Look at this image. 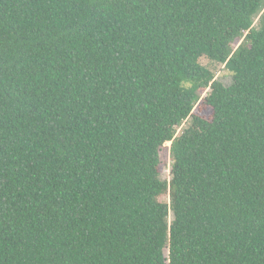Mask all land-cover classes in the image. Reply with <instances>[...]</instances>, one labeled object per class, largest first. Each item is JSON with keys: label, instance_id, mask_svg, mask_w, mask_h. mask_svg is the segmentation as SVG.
I'll use <instances>...</instances> for the list:
<instances>
[{"label": "trees", "instance_id": "1", "mask_svg": "<svg viewBox=\"0 0 264 264\" xmlns=\"http://www.w3.org/2000/svg\"><path fill=\"white\" fill-rule=\"evenodd\" d=\"M0 264H264V0H0Z\"/></svg>", "mask_w": 264, "mask_h": 264}, {"label": "rangeland", "instance_id": "2", "mask_svg": "<svg viewBox=\"0 0 264 264\" xmlns=\"http://www.w3.org/2000/svg\"><path fill=\"white\" fill-rule=\"evenodd\" d=\"M254 24L256 26L257 24V18L254 20ZM201 62L203 64H205V66L210 69L211 71H213L216 75V77L221 80L224 84H228L230 83L231 80V76L229 74V72H227L222 65L217 64L216 62L213 61H209L206 58H203L201 60ZM204 95V94H203ZM199 104H197L194 109L193 112L203 116L205 118H209L211 116V109L208 107L202 108V107H198ZM182 127V126H181ZM181 127H179L177 129V132L181 130ZM169 143L166 144V146H163L160 149L159 152V157H160V165H159V173L162 179H167L169 180L170 178V152H169ZM160 200L164 201L166 200V196H161L159 198Z\"/></svg>", "mask_w": 264, "mask_h": 264}]
</instances>
